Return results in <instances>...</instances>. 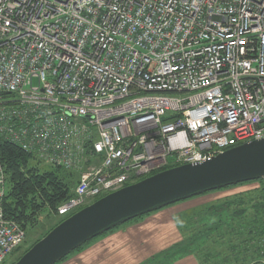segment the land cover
I'll return each instance as SVG.
<instances>
[{"label":"built area","instance_id":"2783aa9c","mask_svg":"<svg viewBox=\"0 0 264 264\" xmlns=\"http://www.w3.org/2000/svg\"><path fill=\"white\" fill-rule=\"evenodd\" d=\"M0 138L77 175L65 218L264 138V0H0ZM7 194L0 157V264Z\"/></svg>","mask_w":264,"mask_h":264},{"label":"water","instance_id":"95a60500","mask_svg":"<svg viewBox=\"0 0 264 264\" xmlns=\"http://www.w3.org/2000/svg\"><path fill=\"white\" fill-rule=\"evenodd\" d=\"M264 177V138L203 162L167 168L110 192L74 212L13 264H56L78 247L134 218L226 186Z\"/></svg>","mask_w":264,"mask_h":264},{"label":"trees","instance_id":"16d2710c","mask_svg":"<svg viewBox=\"0 0 264 264\" xmlns=\"http://www.w3.org/2000/svg\"><path fill=\"white\" fill-rule=\"evenodd\" d=\"M0 157L3 162V166L7 174V180H8V194L4 201V211L6 216L18 221L26 229L28 233H31L32 231L36 230L39 227L42 228V225H40V223L37 222L38 216L45 215L47 217L46 219H48L49 217L50 218L57 217V216H53L54 214H52V212L55 213L57 206L70 196V192L71 189L73 188L74 182L76 180L75 178L77 177V175L73 172L70 173L65 172L60 167L41 165L40 162L36 161L32 155L26 153L17 145L9 143L3 140L2 138H0ZM155 173L156 172H153L152 174ZM250 182L260 183L259 188L256 189L257 191L256 196L249 198V201L253 202L252 206L254 208L259 209L260 216H259L258 224L261 225L262 230L264 231V222H263L264 184L262 182V178L255 181H249L244 183H250ZM244 183L226 186L220 189L231 188ZM210 192L213 191H209L207 193ZM255 199L257 200L260 199L262 202L254 204V202H256ZM243 203L244 201L242 197L236 198V200L233 201L232 200L229 201V199H226V201L224 202V206L225 208H227L226 210H228L229 207L232 206V204L241 205ZM218 207L220 206L209 204L206 207L204 213L206 212V214L208 215L214 214L218 210L217 209ZM203 210H201L202 213ZM244 212H245V208H242L240 210H237L235 208L231 211V214L238 215V214H244ZM145 215L139 216L130 221L137 220L138 218L140 219ZM179 216L181 218L178 225L179 231L181 229L182 232L188 234L189 236L187 235V237H189L190 240L187 241L182 238L181 242L171 246L168 249L167 256L170 259V261L165 259L164 261H159L158 263V261H156V259L154 258L152 260V264H157V263L172 264L175 260H177L181 256L193 253L191 247H195L196 249H198L199 247H201L202 249L204 248L203 253L205 254V256L207 257L210 255L209 252L207 251V247L209 245L210 240L212 239L211 237L215 228L214 227L211 228L210 227L211 225H208L206 226V228L203 227V230L199 228L195 229L196 224L200 225L201 223L198 217L200 215L197 213V210H192L184 214H181ZM63 219L65 218L64 217H62L61 219L59 218L56 220L57 221L56 223L52 222L47 228H42L37 238L32 241V243L28 246L26 250H28L35 242H37L40 238H42L47 232H49L54 226L60 223ZM113 230L114 229H111L99 236H102ZM99 236L95 237L94 239L98 238ZM202 236L206 238V242L204 243L201 241L200 244L199 241L201 240ZM181 244L183 245L181 246ZM84 246L85 244L78 247L74 251H79ZM183 248H184V253L182 251H179ZM26 250H23L21 255ZM195 251L197 252V250ZM21 255H19L16 259H14V261H12L9 264H13ZM66 257H64L63 259H65ZM148 264H150V262Z\"/></svg>","mask_w":264,"mask_h":264},{"label":"rangeland","instance_id":"374dc122","mask_svg":"<svg viewBox=\"0 0 264 264\" xmlns=\"http://www.w3.org/2000/svg\"><path fill=\"white\" fill-rule=\"evenodd\" d=\"M262 182L264 184V177L262 179ZM259 186L260 183L258 182H250V183L237 185L231 188L215 190L213 192L220 191L222 193L221 197H218L217 200H213L214 197H211L207 199L205 203H203L201 206L186 211L189 212L192 210H197V213L200 215L198 217L201 223L200 225L196 224L195 229L199 228L203 230V227L206 228V226L208 225H211L210 226L211 228L212 227L215 228L211 237L212 239L210 240L209 245L207 247V251L210 254L209 256L206 257L205 254L203 253L204 248L202 249L201 247H199L198 249H196L195 247H191V250H193V253L191 254L195 255V257L199 261V264H264V231L262 230L261 225L258 224L259 216H260L259 209L254 208L252 206L253 202L249 201V198L256 196L257 194L256 189L259 188ZM239 196L242 197L244 203L241 205L232 204V206H230L229 209L226 210L227 208H225L224 206V202L226 201V199H229V201L231 200L233 201L236 200V198H240ZM192 198H196V196ZM255 200L256 202H254V204L262 202L260 199L258 200L255 199ZM209 204L219 205L220 207L217 208L218 210L214 214L208 215L206 214V212L204 213V211ZM235 208L237 210L245 208L244 214H238V215L233 214L234 215L233 216L231 214V211ZM201 210H203V213L201 212ZM186 212H182L179 215L184 214ZM52 214L54 213L52 212ZM46 218L47 217L45 215H40L37 218V222H39L40 225H42V228H47L52 222L56 223L57 222L56 220L59 218L61 219L62 217L57 216L55 218L54 217L52 218L49 217L48 219ZM140 219L138 218L137 220H133L130 222L128 221L124 224L115 227L114 230L116 228L126 226L131 222H136ZM174 219L178 222L179 225V221L181 220L180 216H176ZM42 228L39 227L36 230L32 231L31 233L27 232V237L25 242L23 243L21 248H19L20 250L18 249L19 250L18 256L21 255L22 251L26 250L28 246L32 243V241L37 238ZM180 232L184 240L187 241L190 240L189 237H187L188 234L182 232L181 229ZM181 240L179 242H181ZM201 241L205 243L206 238L202 236L201 240L199 241L200 244ZM182 245L183 244H181V246ZM171 246L148 257L146 260L141 261L139 264H148L149 262L150 264H152V260L154 258L156 259V261H158V263L159 261H164L165 259L170 261V259L167 256L168 254L167 251ZM195 250H197V252ZM179 251H182L184 253V248ZM14 259L12 261H14ZM12 261H10V263Z\"/></svg>","mask_w":264,"mask_h":264},{"label":"crops","instance_id":"0c3cea01","mask_svg":"<svg viewBox=\"0 0 264 264\" xmlns=\"http://www.w3.org/2000/svg\"><path fill=\"white\" fill-rule=\"evenodd\" d=\"M221 195L220 191L211 192L147 213L136 222L90 240L56 264H139L182 239L176 216L201 206L211 197L217 200ZM19 250L9 256L5 264L16 258ZM172 264H199V261L194 254H186Z\"/></svg>","mask_w":264,"mask_h":264},{"label":"bare ground","instance_id":"6f19581e","mask_svg":"<svg viewBox=\"0 0 264 264\" xmlns=\"http://www.w3.org/2000/svg\"><path fill=\"white\" fill-rule=\"evenodd\" d=\"M156 173H157V171H156Z\"/></svg>","mask_w":264,"mask_h":264}]
</instances>
